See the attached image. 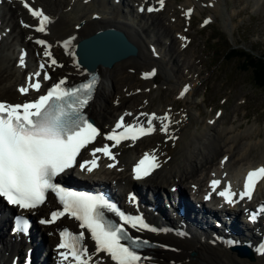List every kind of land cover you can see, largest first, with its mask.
I'll return each mask as SVG.
<instances>
[{"label":"bare ground","instance_id":"bare-ground-1","mask_svg":"<svg viewBox=\"0 0 264 264\" xmlns=\"http://www.w3.org/2000/svg\"><path fill=\"white\" fill-rule=\"evenodd\" d=\"M154 1L151 0V2ZM166 1L161 9L145 15V12H134L123 1L114 3L112 0H89L87 2L74 0L70 1V8L66 12L63 8L69 3V0H36V2H41L45 11L52 13L55 17L50 24L48 34L50 40L70 34L77 47L81 46V41L86 40V46L95 49L94 51L85 48L77 50V58L81 63L77 65L70 61L69 54L61 56L64 62L60 71L65 74L80 75L83 69L88 71V68H94L99 72L94 97L88 105L89 113L97 122L107 121L113 114L124 108L129 109L137 105L141 109H146L149 96L143 91L145 90L143 88L154 85L153 81L151 79L142 80L143 83L139 88L142 92L139 90L138 95H134L133 91L138 88L135 78L142 71L151 67L156 72H161L172 88H178L179 79L176 74L182 66L178 64L180 58L178 56L183 48L178 49L179 39L175 37V33L180 32L182 25H180L181 20L177 18L178 16L167 6V3H174V0ZM202 1L184 0L182 4L195 5V11L199 12L200 8L197 6H201ZM206 1L211 14L218 15L223 27L228 28L226 26L228 12L225 10V0ZM255 1L258 2L259 0ZM17 8V6H8V10L2 17L4 21L2 23L10 26V30L4 38L9 37V35H12L11 39L17 37L19 32L15 16ZM93 14H97V16L92 17ZM151 17L152 19H150ZM74 23L78 24L77 28L72 26ZM115 30L124 33L121 35L123 39L116 40L120 39L118 38L120 36L115 35L102 37L106 32L112 33ZM166 40L169 44L165 47ZM121 42L130 45L134 52L122 58H116L110 64L100 62L99 58L93 54L101 50L102 46ZM13 44L15 43H8L4 39L0 43V97H10L15 94L13 84L19 77V69L12 64L13 61L10 62L13 49L11 45ZM149 45L154 48V55L151 54ZM172 50L176 52V55ZM168 61L172 63L168 64ZM88 63L92 67H89ZM25 65L28 66L29 63L25 62ZM195 84L196 79H192L191 87L181 99H192ZM160 98L155 109L151 108V110L157 109L160 112L164 109ZM165 108L168 110V106L165 105ZM170 113L173 122L170 124L169 133L153 132L149 136L141 138L137 144L135 142L130 147L121 146L118 150L120 161L124 163L129 160V157H133L137 153L138 147L157 145V151L162 152V155H168V158L162 162L157 170L153 171L152 176L146 180L133 181L128 178L125 168L120 171L100 169L99 175L104 177V181L112 182L114 180L117 186L122 189L132 185L163 188L165 185L170 187L171 184H177L180 191L183 193L184 191L190 192L191 197L196 199L199 186L207 175L224 169L227 175L234 176L240 174L248 166L264 163V140L253 138L257 129L255 125H251L243 131H236L233 124L222 128L207 124L202 130L194 132L187 139V128L192 114L183 111L177 115L171 106ZM254 147L257 149L254 150ZM224 153L228 154L227 160L221 161L220 157ZM190 183L196 184L192 191H190ZM258 187L262 189V192L257 194V197L264 198V181ZM209 204L210 202L203 203L205 207H209ZM234 213L238 216L237 211ZM187 221L185 230L193 226L190 227L189 231L197 236L181 242L166 235L168 232L152 234V240L155 239L158 242L160 239L172 247L171 249L152 247L149 252L150 258L145 263L227 264L230 261L232 264H264V253L254 254L252 258L238 256L229 247L221 246L218 243L210 244L211 233L203 230L198 221L191 218ZM0 238L3 239L2 234H0ZM15 247L16 243L3 242V249H15ZM190 251L192 254H189Z\"/></svg>","mask_w":264,"mask_h":264},{"label":"snow or ice","instance_id":"snow-or-ice-1","mask_svg":"<svg viewBox=\"0 0 264 264\" xmlns=\"http://www.w3.org/2000/svg\"><path fill=\"white\" fill-rule=\"evenodd\" d=\"M160 6H164V0H159ZM35 18L39 17V26L36 31L45 32L50 17L43 10H35L27 2L23 5ZM156 9L148 8V11ZM190 11V10H189ZM24 27H30L24 24ZM207 23V21H206ZM37 44L45 45L46 41L36 40ZM65 46L69 43L65 41ZM48 48L51 46L48 45ZM45 56H51L50 51L44 50ZM26 53L19 58V66L24 67ZM52 59L51 64L56 65ZM39 67L43 69L44 64ZM153 73L145 74L146 76ZM40 72H35L27 78V86L19 87L22 95L28 94L30 88L39 92L41 83L39 80L33 83L34 77H40ZM44 80L50 79L45 73ZM97 80L95 77L77 86H66L67 81L60 79L45 94L39 95L31 101L23 103H10L0 101V197L9 204L19 206L22 209H34L45 203L47 194L53 193L62 205V210L51 212V219L41 220V223H54L65 214L79 222L82 229L79 233H73L65 228L60 232V243L58 248L64 249L59 253L64 261L73 264H93V256L105 253L114 264H142L147 259L137 251L141 243L139 238L131 239L128 236L125 225L148 229L149 225L143 221L141 216H128L122 212L118 213L122 223H112L105 219L104 210L117 212L115 205L103 197L84 192L66 189L55 182V178L72 168L77 163V157L81 150L92 143L98 135V128L84 116L83 109L89 103ZM188 91L185 86L180 93L183 96ZM125 115H132L126 113ZM147 118L144 124H125L124 116H121L111 132L106 134V139L113 141L111 147H115L123 140H135L139 136L148 135L156 130L154 120H160V130L167 132L168 125L164 123L170 119L165 114L157 116L155 113H141ZM123 128V131H118ZM97 153H102L110 160L116 157L109 145L94 148L91 152L92 158L84 160L79 164L82 171L91 173L99 167ZM227 160V157H225ZM109 168L114 164H108ZM159 167L154 154H145L134 166L137 179L150 175L151 171ZM259 179H264V166L250 170L245 178L243 190L237 194L231 190L229 184L218 195L228 203L237 201L235 196L239 195L242 200L245 197L252 198V192ZM221 181L213 179L210 185L215 190ZM211 193L206 199L210 198ZM264 211V207H262ZM255 214L250 215L251 220H256ZM22 218L18 221V231L25 230ZM90 234L94 242V251L89 252L85 245V231ZM156 231V229H151ZM131 239V243L128 241ZM143 243H147L144 241ZM94 264H102L97 258Z\"/></svg>","mask_w":264,"mask_h":264},{"label":"rangeland","instance_id":"rangeland-1","mask_svg":"<svg viewBox=\"0 0 264 264\" xmlns=\"http://www.w3.org/2000/svg\"><path fill=\"white\" fill-rule=\"evenodd\" d=\"M183 1L174 0V3H167V6L174 12L173 5L178 6L179 9V4L181 5ZM202 2L207 4L206 0ZM229 2L234 6L240 5L244 7L230 17L233 28H230L228 35L223 31L221 18L217 15L212 24L203 28L197 27V14L188 19L190 26L188 34L191 39L188 45L186 44L185 50L179 55L178 62H183L184 64L192 62L193 67L189 68V70L195 71V74L197 73L198 78H193L197 79V81L192 99H176L174 91H177V88H172L161 72L154 77L156 86L150 85L143 88L145 89L143 91L149 96L148 104L150 110L151 108L155 109L158 99L161 97L160 100L164 102V106L168 105L165 103L169 101L171 103L174 102L175 112L181 106L186 108V110L180 109L175 114L179 115L187 110L192 114L187 128V139L194 132L202 130L208 124L205 122L209 113H212L215 108H220V115L210 126L216 125L217 128H222L233 124L237 127L236 131H243L255 124L257 129L253 138L264 140V93L263 89H261L262 86L258 85V83L256 84L253 78L252 72H254L253 65L255 63L253 62L252 65L248 63V59L250 60L251 58L252 61H264V54H259L260 51L264 50V1L250 14L247 13L248 6H250L251 2L257 6L258 3L255 0H248L247 4H245L246 0H229ZM242 2H244L246 7L242 5ZM176 7L175 15L179 16L176 14ZM180 11L182 10L180 9ZM177 18L180 19L179 17ZM182 25H184V21ZM251 40L250 46L249 42ZM241 42L245 43L247 46L245 48L249 54H246L242 47H237L235 54L224 52L232 44L242 45ZM174 50L172 51L174 52ZM174 55H176V52H174ZM184 66L186 67V65L180 67L181 70L176 75L180 76V73H186L187 69H182ZM135 79L137 82L136 87L138 88L133 91V94L138 95L139 88L143 82L142 79L139 81L137 77ZM178 79L180 78L178 77ZM161 80L167 87H161ZM140 92L142 91L140 90ZM138 98L140 99L139 96ZM166 235L172 236L181 242L191 240L194 236H197L192 233H189V236H179L173 234V232L166 233ZM227 264H232V262L229 261Z\"/></svg>","mask_w":264,"mask_h":264},{"label":"water","instance_id":"water-1","mask_svg":"<svg viewBox=\"0 0 264 264\" xmlns=\"http://www.w3.org/2000/svg\"><path fill=\"white\" fill-rule=\"evenodd\" d=\"M108 35H115V36H120L116 40H121L123 37L121 35L116 34L114 32H106V34H103L102 37H106ZM83 48L86 49V40L81 41V46L78 47V50H82ZM101 50H98L97 52L93 53L96 55L97 58H99L100 62L104 64H110L114 59L125 56L129 53H133L134 50L131 48L130 45L126 43H110L108 45L102 46ZM97 50V49H96ZM92 55V54H91ZM90 55V56H91ZM83 62V61H82ZM89 67H92L90 63H88ZM239 254H248L247 252L243 251L244 247L243 246H234Z\"/></svg>","mask_w":264,"mask_h":264},{"label":"trees","instance_id":"trees-1","mask_svg":"<svg viewBox=\"0 0 264 264\" xmlns=\"http://www.w3.org/2000/svg\"><path fill=\"white\" fill-rule=\"evenodd\" d=\"M229 49L230 50L228 52L235 54L236 50H232V47H229ZM244 52H246V51H244ZM246 54H249V53L246 52ZM244 56H246V55H244ZM253 62L255 63V65H253L254 66V72H252L253 78L255 80V83L256 84L258 83V85L262 86V89L264 90V61H262V60L252 61V58L250 60L248 59V63L250 65H252Z\"/></svg>","mask_w":264,"mask_h":264}]
</instances>
